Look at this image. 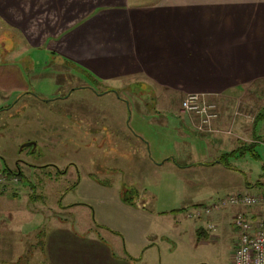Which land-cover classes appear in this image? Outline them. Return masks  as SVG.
Returning a JSON list of instances; mask_svg holds the SVG:
<instances>
[{
  "label": "rangeland",
  "instance_id": "374dc122",
  "mask_svg": "<svg viewBox=\"0 0 264 264\" xmlns=\"http://www.w3.org/2000/svg\"><path fill=\"white\" fill-rule=\"evenodd\" d=\"M15 49L18 51L10 59H19L18 55L28 50L24 46ZM29 52L45 67L36 85L32 82L30 88L40 90L47 86L49 78L45 76H50L51 70L60 86L56 94H65L67 98L42 99L27 94L14 107L0 109V169L21 171L18 180H7L0 185V199H3L0 264H41L35 241L41 239L46 227L59 219L86 228L88 224L98 227L103 222L107 228L99 229L100 232L110 231L108 235L119 237L129 248H135L134 251L141 253L147 246L145 254L153 255L149 260L153 264H234L233 239L237 232L230 224L231 217L223 230L220 225L210 230L218 236L198 238L196 226L214 223L207 215L217 209L201 216L187 215L196 206L187 201L204 200L202 195L210 189L209 170L179 171L171 164L154 166L149 160L164 148L174 150L176 139L180 142L182 137L191 136L181 124L178 111L177 99L181 102L186 94L173 99L174 107L158 111L152 110L153 94L133 91L127 85L119 89L120 97L113 93L94 95L92 90L80 86L92 81L85 80L71 64L54 61L42 49ZM37 68L42 69L40 65ZM94 86L102 89L101 85ZM243 90L229 95L207 94L216 111L208 122L185 112L194 116L195 128L200 133L218 134L225 130L229 133L217 121L223 101L234 105V115H245L250 127L251 116L264 105V79ZM37 94L43 96V93ZM14 95L3 97L0 91V107L13 101ZM131 99L140 103V109L129 102ZM82 104L87 106V120L79 114ZM142 112H145L143 116ZM178 129L186 133L182 135ZM250 129L251 139L238 142L241 154L225 158L239 170L225 168L224 174L216 171L223 175L218 176L222 181L240 183L243 190L246 181L264 182V167L258 178L255 171L264 164V130L259 132L254 126ZM128 137L143 138L145 141L140 142L143 148L137 147L135 152L127 150ZM258 142L262 144L255 145ZM254 146L257 152L262 151L261 155L251 154ZM59 168L65 171L56 172ZM121 184L129 188L127 196L137 206L120 199ZM237 190L240 189H223L218 197ZM248 191L263 200L257 188ZM214 198L205 204L212 205ZM69 204L73 207L69 208ZM255 205L261 207L260 202Z\"/></svg>",
  "mask_w": 264,
  "mask_h": 264
},
{
  "label": "crops",
  "instance_id": "0c3cea01",
  "mask_svg": "<svg viewBox=\"0 0 264 264\" xmlns=\"http://www.w3.org/2000/svg\"><path fill=\"white\" fill-rule=\"evenodd\" d=\"M23 46L28 48L27 53L21 52L19 59L9 58L18 51L15 48ZM31 49H42L54 61L74 66L76 72L93 83L84 82L80 86L92 90L94 95L119 96V89L127 85L133 91L153 94L152 110L169 109L175 106L173 99L188 92L229 95L240 89L245 91L246 86L264 79V0H0V91L3 97L15 94L13 101L0 109L14 107L27 94L42 99L67 98L65 94H56L60 86L51 70V75L45 76L49 78L47 86L40 90L30 88L32 82L36 85L45 69L43 63L39 64L40 59L30 55ZM37 65L42 69L37 70ZM94 84L101 85L102 89ZM35 91L43 96L39 97ZM177 100L181 124L191 136L182 137L180 142L176 139L174 150H159L149 159L151 164H171L179 171L209 170L211 185L202 195L205 199L187 201L189 205L202 206L217 196L216 200L223 189L234 187L243 191L240 183L225 182L218 177L223 175L216 171L224 174L225 168L239 170L225 166L219 157L225 153L241 154L238 142L251 139V126L259 132L264 130V105L251 116L249 127L245 115H234V105L221 101L217 121L229 133L225 130L203 134L195 128L194 116L182 111L180 99ZM129 102L140 109V103L134 99ZM79 114L82 119H88L85 104L80 105ZM151 117L157 116L151 114ZM178 132L186 133L182 129ZM144 141L141 137H128L127 150L135 152L137 147L143 148L140 142ZM250 151L257 152L256 148ZM261 154L262 151L253 155ZM263 167L264 164L255 170L257 178ZM1 170L8 175L16 172ZM64 171L56 169V172ZM248 182L245 190L258 189L263 198L259 200L261 207L217 208L207 215L214 221L212 227L211 224L196 226L198 238L218 236L210 230L217 225L223 230L229 217L232 225L236 208L252 219L259 215L264 209V182ZM127 190L121 184L120 199L137 206L127 196ZM57 221L46 227L41 239L35 241L41 264H153L149 261L153 255L145 254L147 246L141 253L134 251L135 248H129L119 237L108 235L110 231L100 232L99 229L106 227L103 222L98 227L88 224L86 228L63 219ZM233 228L237 233L232 251L238 237L237 228L234 225Z\"/></svg>",
  "mask_w": 264,
  "mask_h": 264
},
{
  "label": "built area",
  "instance_id": "2783aa9c",
  "mask_svg": "<svg viewBox=\"0 0 264 264\" xmlns=\"http://www.w3.org/2000/svg\"><path fill=\"white\" fill-rule=\"evenodd\" d=\"M207 93L188 92L181 99L182 110L194 113L201 117V122H208L216 115L215 105L206 97ZM15 173L8 175L0 169V185L7 180H18ZM260 197L248 190L228 193L219 197L212 205L192 206V210L187 212L188 216H201L210 213L213 209L221 208L225 205H235L245 207L255 205ZM233 225L238 230L236 246L233 252L234 264H264V209L259 215L252 219L241 209L237 210L233 216ZM213 225L211 224L210 227Z\"/></svg>",
  "mask_w": 264,
  "mask_h": 264
},
{
  "label": "trees",
  "instance_id": "16d2710c",
  "mask_svg": "<svg viewBox=\"0 0 264 264\" xmlns=\"http://www.w3.org/2000/svg\"><path fill=\"white\" fill-rule=\"evenodd\" d=\"M264 114V112H263ZM231 153H225V154H222L220 157H219V161H221L225 166L227 167H231V168H236L234 165L230 164L227 159H225L228 155H230Z\"/></svg>",
  "mask_w": 264,
  "mask_h": 264
},
{
  "label": "flooded vegetation",
  "instance_id": "af4514ba",
  "mask_svg": "<svg viewBox=\"0 0 264 264\" xmlns=\"http://www.w3.org/2000/svg\"><path fill=\"white\" fill-rule=\"evenodd\" d=\"M16 172H17V171H16ZM16 172H15V173H16Z\"/></svg>",
  "mask_w": 264,
  "mask_h": 264
}]
</instances>
